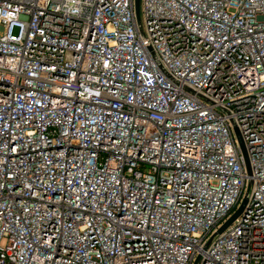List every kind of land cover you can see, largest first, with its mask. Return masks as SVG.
Returning a JSON list of instances; mask_svg holds the SVG:
<instances>
[{
  "label": "built area",
  "instance_id": "1",
  "mask_svg": "<svg viewBox=\"0 0 264 264\" xmlns=\"http://www.w3.org/2000/svg\"><path fill=\"white\" fill-rule=\"evenodd\" d=\"M0 264H264V0H0Z\"/></svg>",
  "mask_w": 264,
  "mask_h": 264
},
{
  "label": "water",
  "instance_id": "2",
  "mask_svg": "<svg viewBox=\"0 0 264 264\" xmlns=\"http://www.w3.org/2000/svg\"><path fill=\"white\" fill-rule=\"evenodd\" d=\"M139 1L135 0V10L136 14L138 15V8H139ZM245 206V199L243 200L240 207L231 215V217L221 226V228L218 230V233L222 232L228 225L232 223V221L243 211Z\"/></svg>",
  "mask_w": 264,
  "mask_h": 264
}]
</instances>
